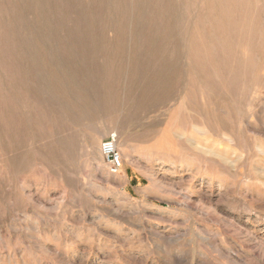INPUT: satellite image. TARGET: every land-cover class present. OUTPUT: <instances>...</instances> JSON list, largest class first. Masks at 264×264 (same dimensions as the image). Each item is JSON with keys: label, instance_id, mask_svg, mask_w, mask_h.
Here are the masks:
<instances>
[{"label": "rangeland", "instance_id": "obj_1", "mask_svg": "<svg viewBox=\"0 0 264 264\" xmlns=\"http://www.w3.org/2000/svg\"><path fill=\"white\" fill-rule=\"evenodd\" d=\"M0 264H264V0H0Z\"/></svg>", "mask_w": 264, "mask_h": 264}, {"label": "built area", "instance_id": "obj_2", "mask_svg": "<svg viewBox=\"0 0 264 264\" xmlns=\"http://www.w3.org/2000/svg\"><path fill=\"white\" fill-rule=\"evenodd\" d=\"M101 154L106 162L108 171L116 174L121 169L122 159L116 148V136L111 134L101 142Z\"/></svg>", "mask_w": 264, "mask_h": 264}, {"label": "bare ground", "instance_id": "obj_3", "mask_svg": "<svg viewBox=\"0 0 264 264\" xmlns=\"http://www.w3.org/2000/svg\"><path fill=\"white\" fill-rule=\"evenodd\" d=\"M94 139H95V143H97L98 139L96 137Z\"/></svg>", "mask_w": 264, "mask_h": 264}]
</instances>
